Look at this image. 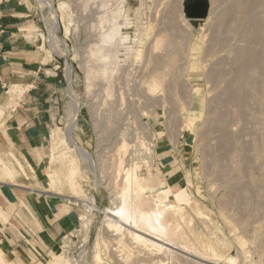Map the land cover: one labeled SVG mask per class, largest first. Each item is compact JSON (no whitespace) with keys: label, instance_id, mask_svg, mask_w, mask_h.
<instances>
[{"label":"rangeland","instance_id":"obj_1","mask_svg":"<svg viewBox=\"0 0 264 264\" xmlns=\"http://www.w3.org/2000/svg\"><path fill=\"white\" fill-rule=\"evenodd\" d=\"M8 2L26 39L37 38L43 63L55 73L47 76L58 81L53 134L86 150L91 165L72 146L61 142L52 151L50 144L58 178L50 187L67 196L75 220L53 241L35 242L17 214L8 220L0 210L2 258L264 264V0H208L201 20L185 16L184 0ZM115 20L122 33L105 37ZM67 156L78 164L76 190L63 164ZM126 173L145 185L139 196L149 212L158 209V191H186L180 212L164 213L176 239L152 247L126 229H108L104 211L122 197ZM7 229L22 247L4 239Z\"/></svg>","mask_w":264,"mask_h":264},{"label":"crops","instance_id":"obj_2","mask_svg":"<svg viewBox=\"0 0 264 264\" xmlns=\"http://www.w3.org/2000/svg\"><path fill=\"white\" fill-rule=\"evenodd\" d=\"M16 11L8 0L0 1V158L14 171L7 178L0 166V210L8 220L17 214L32 241H53L75 220L67 196L47 182L58 81L47 76L55 73L43 63L37 38L26 39ZM12 234L5 230L4 239L20 246Z\"/></svg>","mask_w":264,"mask_h":264},{"label":"bare ground","instance_id":"obj_3","mask_svg":"<svg viewBox=\"0 0 264 264\" xmlns=\"http://www.w3.org/2000/svg\"><path fill=\"white\" fill-rule=\"evenodd\" d=\"M52 14H53V19H55V10L52 11ZM116 19H119V17ZM117 21L116 20L114 21L115 24H114V22H112L113 25H111L112 27L110 28L109 33L107 35H105V37L109 36V34L110 35H117V34L120 35L122 33V32H120L121 26L119 27L117 25ZM99 53H100V49L97 51V54H99ZM100 60L105 62L106 57L101 56ZM69 68H70V66H69V64H67V71L68 72H69ZM0 114H1V111H0ZM55 134H53V132L51 133L52 151L57 148L58 143H61V142L65 143L68 147L72 146L71 150L75 152L76 156H78L86 166L91 165L90 164L91 163V157L86 150L82 149L78 145H75L73 142L72 143L68 142L69 140L67 137L63 138V139H61V138L59 139V137L56 136L57 134L56 135ZM51 143H49V144H51ZM49 155H50V153H49ZM63 164H64L66 171H67L66 174H67V179L69 180V184L73 190H76L77 182L74 181L73 179L77 174L78 164L76 162L75 157L67 156L66 158L63 159ZM0 166L3 170L4 175L7 178L12 179L13 174H14L13 169L8 165V163L7 164L4 163V161L1 160V158H0ZM57 176L60 177L59 174H57ZM137 178L138 177L133 173H126L125 178H124V183L126 186L123 189L122 197L118 200V203L116 202L117 197H115L114 200H116V201L113 202V204H112L113 207L106 209L104 211V216L108 220L106 222V226L108 227V229L110 228L113 231H115L116 233H119L122 230L126 229L127 234L134 241H136L139 244H145V245L148 244L149 246H152V247L156 246V242L158 240H166L169 242H171V240L173 241V239H176V237H175L176 235H175L174 231H171L168 229V225H167L166 221H164V213L166 211H171L174 213L180 212L181 205L183 203L188 202V197H187L186 191L184 189H181L179 191L172 193L169 188H164V189L158 191V193L156 195H154V198H155L154 203L158 209L156 211L152 210L149 212L143 208V204H142V202L140 200L141 198L139 196V194L142 192L145 185L142 186V184H141V186H140L138 183H136ZM47 179H48L49 185L53 186V184H56V179H58V178H56L55 174L50 173L47 175ZM135 183H136V185H135ZM132 187L134 188L133 190L136 192L133 199H131L130 195H129L130 191H132ZM170 198H172V200H174V203L168 202V200ZM89 205H90V206H88L89 209L92 210L93 204L89 203ZM2 215L3 214L0 212V216H2ZM177 228H178V226H177ZM183 237H185V236H183ZM96 238H94V239H96ZM198 239H197V241H198ZM199 241H201V240H199ZM195 243H198V242H195ZM177 244L181 245L183 248H185L184 245H182V243L178 242ZM203 244H206V243H203ZM199 245L201 246V249L209 250L208 254L210 253L212 255V258H215L213 256H216V253H214V250L211 247L208 248L207 246L202 245V241ZM95 253L96 254H94V255H95L96 259L99 261L100 259L97 256V251H95ZM208 254H206V255H208ZM215 260H217V258ZM0 264H10L2 258L1 251H0ZM49 264H69V262L66 259H63V258L58 256V257L52 258V260L49 262Z\"/></svg>","mask_w":264,"mask_h":264},{"label":"water","instance_id":"obj_4","mask_svg":"<svg viewBox=\"0 0 264 264\" xmlns=\"http://www.w3.org/2000/svg\"><path fill=\"white\" fill-rule=\"evenodd\" d=\"M188 0H184V11H185V16L188 19L191 20H201L203 19L208 11H209V2L208 0H200L201 4H195L194 7H192V9H187L186 8V2ZM197 9H199V12L197 13Z\"/></svg>","mask_w":264,"mask_h":264},{"label":"flooded vegetation","instance_id":"obj_5","mask_svg":"<svg viewBox=\"0 0 264 264\" xmlns=\"http://www.w3.org/2000/svg\"><path fill=\"white\" fill-rule=\"evenodd\" d=\"M195 4H201L200 0H188L186 2V8L187 9H192V7H194ZM199 12V9H197V13Z\"/></svg>","mask_w":264,"mask_h":264}]
</instances>
